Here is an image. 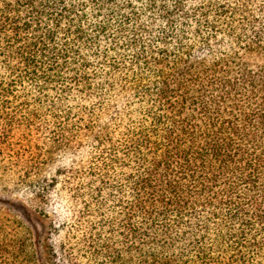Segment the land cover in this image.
<instances>
[{
  "label": "trees",
  "instance_id": "trees-1",
  "mask_svg": "<svg viewBox=\"0 0 264 264\" xmlns=\"http://www.w3.org/2000/svg\"><path fill=\"white\" fill-rule=\"evenodd\" d=\"M0 190V264H264V0H0Z\"/></svg>",
  "mask_w": 264,
  "mask_h": 264
},
{
  "label": "rangeland",
  "instance_id": "rangeland-1",
  "mask_svg": "<svg viewBox=\"0 0 264 264\" xmlns=\"http://www.w3.org/2000/svg\"><path fill=\"white\" fill-rule=\"evenodd\" d=\"M20 195L16 196V197H14V196L12 197V196H9L6 192H2L0 190V208H1L0 210H3V208H6V210H10L11 212H15L18 216H20V218L22 220H24L25 224L32 231L33 238L36 241H38V240H40V234L42 232V227L41 226L39 227V225H36L37 223L35 222L34 216L32 213L28 214V213L22 211L17 206H15L16 204H13L15 202H18V200H20V201L23 200ZM29 209L31 210V208H29ZM0 216H2V215L0 214ZM31 218H32V220H31ZM37 226L39 227L40 230L37 229L38 228Z\"/></svg>",
  "mask_w": 264,
  "mask_h": 264
}]
</instances>
